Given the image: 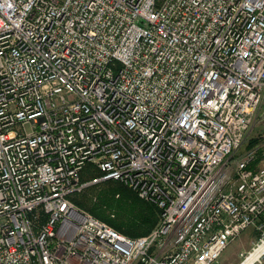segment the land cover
Wrapping results in <instances>:
<instances>
[{
    "label": "built area",
    "instance_id": "1",
    "mask_svg": "<svg viewBox=\"0 0 264 264\" xmlns=\"http://www.w3.org/2000/svg\"><path fill=\"white\" fill-rule=\"evenodd\" d=\"M263 100L264 0H0V264H214L253 228L245 260ZM106 180L159 208L148 234L69 198Z\"/></svg>",
    "mask_w": 264,
    "mask_h": 264
},
{
    "label": "trees",
    "instance_id": "2",
    "mask_svg": "<svg viewBox=\"0 0 264 264\" xmlns=\"http://www.w3.org/2000/svg\"><path fill=\"white\" fill-rule=\"evenodd\" d=\"M99 174L92 165V169L86 175L81 173V176L82 180H89ZM101 183H104L102 187L92 192L90 188ZM69 198L129 237L148 234L160 216V210L153 202L139 197L130 187L114 180L87 185L82 192L74 193Z\"/></svg>",
    "mask_w": 264,
    "mask_h": 264
},
{
    "label": "rangeland",
    "instance_id": "3",
    "mask_svg": "<svg viewBox=\"0 0 264 264\" xmlns=\"http://www.w3.org/2000/svg\"><path fill=\"white\" fill-rule=\"evenodd\" d=\"M264 142V100L261 106L258 109L256 116H254L253 121L248 130L246 140L243 142L241 148L239 149V153L245 152L251 147ZM264 167V157H259L256 161V164ZM92 169V164L87 163V165L83 168L82 174L86 175ZM105 183V182H104ZM104 183L93 186L90 189L92 192H96ZM122 184V183H120ZM82 192V191H81ZM86 210V209H85ZM88 211V210H87ZM259 238V234L252 230V228H248L243 231L240 235H238L233 241H231L224 251L221 253L220 257L214 264H238L242 261V258L239 256V251L250 250L251 244L248 242L247 248V240L257 242ZM246 242V244H245ZM245 244V245H244ZM262 257L256 261L254 264H260Z\"/></svg>",
    "mask_w": 264,
    "mask_h": 264
},
{
    "label": "bare ground",
    "instance_id": "4",
    "mask_svg": "<svg viewBox=\"0 0 264 264\" xmlns=\"http://www.w3.org/2000/svg\"><path fill=\"white\" fill-rule=\"evenodd\" d=\"M264 254V240L259 242L258 246L251 251L248 257L239 262V264H254L256 261L260 259V257Z\"/></svg>",
    "mask_w": 264,
    "mask_h": 264
},
{
    "label": "crops",
    "instance_id": "5",
    "mask_svg": "<svg viewBox=\"0 0 264 264\" xmlns=\"http://www.w3.org/2000/svg\"><path fill=\"white\" fill-rule=\"evenodd\" d=\"M255 166H259V164H258V163H257V164L255 163ZM252 230H254V229L252 228ZM255 231H256V230H255ZM256 232H257V231H256ZM257 233H258V232H257ZM258 234H259V233H258ZM246 242H247V244H246ZM246 242H245L246 245H245V244H244V245H245L246 248H247L248 242H250V244L252 245L254 241H250V240L248 239ZM245 251H247V249H246ZM245 251H244V252H245ZM240 252H243V251L240 250L239 253H240ZM260 264H264V254L262 255V259H261Z\"/></svg>",
    "mask_w": 264,
    "mask_h": 264
}]
</instances>
